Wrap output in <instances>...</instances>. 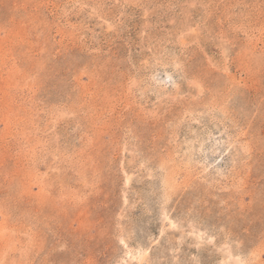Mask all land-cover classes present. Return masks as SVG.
Segmentation results:
<instances>
[{
	"label": "rangeland",
	"instance_id": "374dc122",
	"mask_svg": "<svg viewBox=\"0 0 264 264\" xmlns=\"http://www.w3.org/2000/svg\"><path fill=\"white\" fill-rule=\"evenodd\" d=\"M0 264H264V0H0Z\"/></svg>",
	"mask_w": 264,
	"mask_h": 264
}]
</instances>
